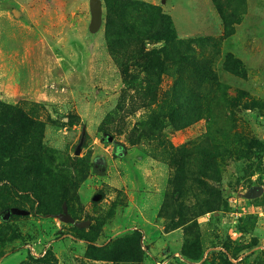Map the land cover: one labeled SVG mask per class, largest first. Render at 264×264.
Instances as JSON below:
<instances>
[{"label": "rangeland", "instance_id": "1", "mask_svg": "<svg viewBox=\"0 0 264 264\" xmlns=\"http://www.w3.org/2000/svg\"><path fill=\"white\" fill-rule=\"evenodd\" d=\"M91 1L0 0V264H264V0Z\"/></svg>", "mask_w": 264, "mask_h": 264}, {"label": "trees", "instance_id": "2", "mask_svg": "<svg viewBox=\"0 0 264 264\" xmlns=\"http://www.w3.org/2000/svg\"><path fill=\"white\" fill-rule=\"evenodd\" d=\"M159 13L162 17V29L159 31V41H169V40H174L176 37H177V31H176V28L170 18L169 15L167 14H164L162 13L161 9L159 8ZM227 92V91H225ZM240 97V95L238 96H231V97H228V101L232 104L233 101H236L237 98ZM240 99V98H239ZM196 118H199V117H196ZM11 130H9L10 132ZM3 136H7V135H3ZM184 146L180 147L181 149H183L184 151H187L186 148H184ZM124 145L121 144L117 146L116 148V152H120V151H123L124 149ZM188 150L192 149V150H199V151H204L203 152V156L205 158L203 164H202V168L206 171V172H212V173H216L217 172V168H216V165L218 163V160L221 159L222 155H223V151L221 150V146L220 145H216L215 146V149H210L209 147L207 146H200L198 144H195V143H192L191 145H189V147H187ZM197 152L196 151H193L192 154H196ZM37 154V152H36ZM120 155V153H117ZM184 155V154H183ZM190 154L186 155V156H182V160L184 159V157H188ZM20 155H18V153H14V152H10L8 154V159H9V163L10 162H17L18 159L21 158V156L19 157ZM36 158H38V156L36 155ZM212 178H215L214 175H211ZM216 179V178H215ZM8 182L10 183L13 187L17 188V183H16V178L14 175H10V176H7V177H4L0 180V182ZM21 191H24V192H27V193H32L33 196H35V192L32 188L30 189H26V190H21ZM35 194H34V193ZM37 197V202L39 203V197L36 195Z\"/></svg>", "mask_w": 264, "mask_h": 264}, {"label": "water", "instance_id": "3", "mask_svg": "<svg viewBox=\"0 0 264 264\" xmlns=\"http://www.w3.org/2000/svg\"><path fill=\"white\" fill-rule=\"evenodd\" d=\"M91 7V13H92V19H91V25L90 28L93 31H96L100 28L103 20V8H102V1L101 0H92L90 3ZM113 137H109V141H112ZM82 143H80L76 149V154H79L81 152ZM255 189H253L254 191ZM7 216H5L6 218ZM62 219L64 221L68 222H74L76 226L78 227H85L87 226V222H79L75 221L74 217L71 216V214L68 213L67 210H65V215L62 216Z\"/></svg>", "mask_w": 264, "mask_h": 264}]
</instances>
